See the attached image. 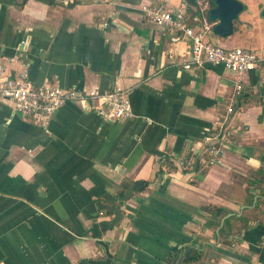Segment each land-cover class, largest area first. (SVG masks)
Returning a JSON list of instances; mask_svg holds the SVG:
<instances>
[{
	"label": "crops",
	"instance_id": "0c3cea01",
	"mask_svg": "<svg viewBox=\"0 0 264 264\" xmlns=\"http://www.w3.org/2000/svg\"><path fill=\"white\" fill-rule=\"evenodd\" d=\"M241 1L233 33L209 38L264 58V0ZM182 3L208 15V0H0L5 75L26 60L38 86L105 91L117 82L133 108L111 121L70 100L44 128L0 100L1 264H264V202L221 232L250 195L251 207L264 199V182H252L264 170V59L242 75L227 115L237 75L185 68L189 41L142 10ZM222 123L233 135L206 166L204 137ZM207 205L229 209L222 226L207 224Z\"/></svg>",
	"mask_w": 264,
	"mask_h": 264
},
{
	"label": "built area",
	"instance_id": "2783aa9c",
	"mask_svg": "<svg viewBox=\"0 0 264 264\" xmlns=\"http://www.w3.org/2000/svg\"><path fill=\"white\" fill-rule=\"evenodd\" d=\"M190 13L187 3H182L176 9L163 4L144 5L145 16L157 25L169 28L181 34L190 45V61L185 68H201L204 65H222L237 75L234 95L227 106V115L236 111L243 84L241 77L263 60L258 52L245 47L226 48L214 43L209 34L213 32L214 23L204 13ZM20 69L15 75H5L7 66L0 62V100L13 103L14 111L23 117H35L38 123L47 128L56 111L67 101L74 100L83 103L88 109L96 110L107 120L129 119L133 116L132 103L128 91L119 83L109 90L97 88H63L57 84L35 85L30 78V64L26 60L19 62ZM233 135L228 124L222 123L218 130L204 137L205 155L203 163L206 166L216 164L225 154V141ZM194 156L179 159L182 169L193 167ZM1 264V263H0Z\"/></svg>",
	"mask_w": 264,
	"mask_h": 264
},
{
	"label": "water",
	"instance_id": "95a60500",
	"mask_svg": "<svg viewBox=\"0 0 264 264\" xmlns=\"http://www.w3.org/2000/svg\"><path fill=\"white\" fill-rule=\"evenodd\" d=\"M213 2L208 8V19L214 23L213 32L221 37H228L234 31V21L244 10V3L241 0H213ZM117 26L122 27L120 24ZM211 257H218V253H211Z\"/></svg>",
	"mask_w": 264,
	"mask_h": 264
},
{
	"label": "trees",
	"instance_id": "16d2710c",
	"mask_svg": "<svg viewBox=\"0 0 264 264\" xmlns=\"http://www.w3.org/2000/svg\"><path fill=\"white\" fill-rule=\"evenodd\" d=\"M208 2H209V5H212L214 3L213 0H208ZM163 164L169 165L168 160L164 161ZM263 171L264 170L261 169V172H260L262 175V178L261 179L259 177L256 178L257 181L252 180L253 183H256V184L259 183L260 184V183L264 182V172ZM121 194H123V191L121 192ZM261 194L264 196V190L261 192ZM253 200H254V195L252 194L245 201V203L248 207L246 208V212H244L242 215H240L239 217L234 215V216H231V217H228L225 219L224 225L221 228V232L223 234H225V235L229 234L230 230L228 229V227L230 226L232 219H238L240 221L247 222L248 220H250V218L247 217V214L249 213V211H252L255 213L256 210L259 208L260 203L264 202L263 197H260L258 199V202L256 203V205L254 207H251ZM203 209L210 214V217L207 221V224L213 228H218L220 223H221L222 218L229 212L228 208L219 207V206H215V205H207V206L203 207ZM187 260L189 262H192V261H195L197 259L196 258H188Z\"/></svg>",
	"mask_w": 264,
	"mask_h": 264
}]
</instances>
